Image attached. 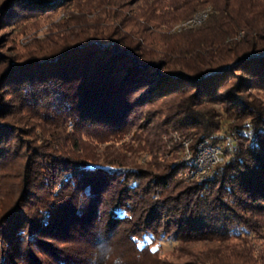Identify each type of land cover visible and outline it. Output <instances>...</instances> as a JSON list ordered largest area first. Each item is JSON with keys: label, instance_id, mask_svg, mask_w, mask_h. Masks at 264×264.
<instances>
[{"label": "trees", "instance_id": "obj_1", "mask_svg": "<svg viewBox=\"0 0 264 264\" xmlns=\"http://www.w3.org/2000/svg\"><path fill=\"white\" fill-rule=\"evenodd\" d=\"M176 1L171 9L184 17L208 9L200 31L215 34L202 44L214 49V59L194 74L161 73L156 67L162 62L146 60L137 47L105 36L83 37L14 65L6 81L20 95L17 103L44 117L66 116L75 127L104 128L129 118L154 91L152 80L192 81L196 93L182 108L200 94L211 95L209 81L237 71L247 75L237 80L239 85L264 86V0ZM13 2V9L28 8L24 0ZM233 94L232 88L223 94L238 101L227 118L245 117L247 123L225 129L234 137V155L205 181L179 177L181 164L137 174L91 167L89 156L69 147L30 149L24 154L28 167L17 177L20 187L0 203V264H101L103 255L97 260L96 252L113 238L135 256L153 260V239L161 236L186 248L216 244L193 253L188 247V261L172 264H222L215 254L224 247L228 251L226 242L242 237L243 228L259 232L264 219V105ZM205 114H210L205 121L193 122L202 130L200 137L220 127L211 111ZM10 133L15 134L1 118L0 166L22 157Z\"/></svg>", "mask_w": 264, "mask_h": 264}, {"label": "rangeland", "instance_id": "obj_2", "mask_svg": "<svg viewBox=\"0 0 264 264\" xmlns=\"http://www.w3.org/2000/svg\"><path fill=\"white\" fill-rule=\"evenodd\" d=\"M13 1L0 0V119L14 130V136L9 134L14 137L11 145H17L22 157L10 166H0V203L20 187L17 177L28 167L24 154L32 148L35 152L51 146L69 147L89 156L91 167L97 165L127 173H157L166 165L181 164L179 177L205 181L211 178L217 165L226 163L234 155V137L225 129L234 123H247L245 117L227 118L226 112L237 107L238 101L226 100L223 94L232 88L233 95L264 105V86L239 85L237 80L246 79L247 75L237 71L238 75L209 81L214 92L200 94L187 102V108H182L183 103L196 93L192 81L177 83L170 78L159 84L152 80L150 91L153 86L155 89L150 97L137 104L125 121L104 128L75 127L66 116L44 117L37 110L22 109L17 103L20 95L12 91L14 86L7 84L9 70L19 62L44 57L83 37L105 36L111 41L127 43L137 47L146 60L161 61L156 67L161 73H174V76L181 72L183 77L184 73L194 74L204 62L214 59V49L202 44L212 40L215 34L200 31L208 9L184 17L171 9L170 4L176 0H24L29 9H13ZM260 35L264 36V32ZM210 111L220 121L219 130L200 137L202 130L193 122L205 121ZM246 134L251 133L246 130ZM260 219L263 226L259 232L243 228L242 237L230 238L226 242L228 251L224 247L220 253L215 252V258L222 264H264V219ZM153 245L157 251V258L153 260L135 256L124 242L115 238L95 252L97 260L103 255L101 264H172L188 261V255L184 254L188 247L193 253L212 249L216 244L197 242L186 248L178 246L170 237L161 236L153 239ZM217 264L220 263L217 261Z\"/></svg>", "mask_w": 264, "mask_h": 264}, {"label": "built area", "instance_id": "obj_3", "mask_svg": "<svg viewBox=\"0 0 264 264\" xmlns=\"http://www.w3.org/2000/svg\"><path fill=\"white\" fill-rule=\"evenodd\" d=\"M209 157H210V156H207V158H209ZM205 164H207V163H205ZM205 171H208V167H206Z\"/></svg>", "mask_w": 264, "mask_h": 264}, {"label": "bare ground", "instance_id": "obj_4", "mask_svg": "<svg viewBox=\"0 0 264 264\" xmlns=\"http://www.w3.org/2000/svg\"><path fill=\"white\" fill-rule=\"evenodd\" d=\"M197 17V16H196Z\"/></svg>", "mask_w": 264, "mask_h": 264}]
</instances>
